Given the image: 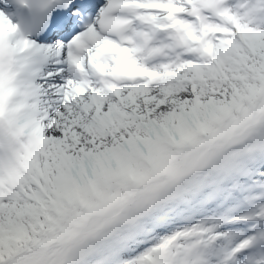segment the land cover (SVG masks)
Instances as JSON below:
<instances>
[{"label": "snow or ice", "instance_id": "obj_1", "mask_svg": "<svg viewBox=\"0 0 264 264\" xmlns=\"http://www.w3.org/2000/svg\"><path fill=\"white\" fill-rule=\"evenodd\" d=\"M0 264H264V0H0Z\"/></svg>", "mask_w": 264, "mask_h": 264}]
</instances>
